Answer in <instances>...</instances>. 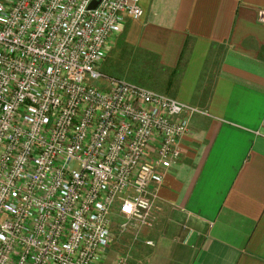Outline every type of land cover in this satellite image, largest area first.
<instances>
[{"label": "built area", "instance_id": "obj_1", "mask_svg": "<svg viewBox=\"0 0 264 264\" xmlns=\"http://www.w3.org/2000/svg\"><path fill=\"white\" fill-rule=\"evenodd\" d=\"M143 15L141 0H0V264H99L115 216L122 232L153 227L204 113L103 74Z\"/></svg>", "mask_w": 264, "mask_h": 264}, {"label": "crops", "instance_id": "obj_2", "mask_svg": "<svg viewBox=\"0 0 264 264\" xmlns=\"http://www.w3.org/2000/svg\"><path fill=\"white\" fill-rule=\"evenodd\" d=\"M141 6L125 42L155 63L159 93L204 114L159 189L153 227L129 231L130 264H264V0Z\"/></svg>", "mask_w": 264, "mask_h": 264}, {"label": "rangeland", "instance_id": "obj_3", "mask_svg": "<svg viewBox=\"0 0 264 264\" xmlns=\"http://www.w3.org/2000/svg\"><path fill=\"white\" fill-rule=\"evenodd\" d=\"M101 70L103 74L108 77L121 79L159 93L157 87L160 86L162 82L159 71L155 67V63L153 64L150 62V59L141 52L130 48L125 42L123 34L118 37L115 47L106 56L101 65ZM114 220L115 241L110 248V255L112 258L115 257V259L112 264H114L119 257L127 259L130 263L131 259L139 253L138 249L136 250V246L129 243L130 230L128 229V231L122 232L119 228L120 219L115 216ZM137 230L138 229H136V232Z\"/></svg>", "mask_w": 264, "mask_h": 264}, {"label": "water", "instance_id": "obj_4", "mask_svg": "<svg viewBox=\"0 0 264 264\" xmlns=\"http://www.w3.org/2000/svg\"><path fill=\"white\" fill-rule=\"evenodd\" d=\"M96 6H97V3H93L90 8L94 9V8H96Z\"/></svg>", "mask_w": 264, "mask_h": 264}]
</instances>
